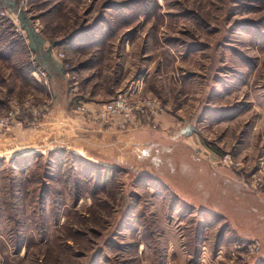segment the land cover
Wrapping results in <instances>:
<instances>
[{
  "label": "rangeland",
  "instance_id": "1",
  "mask_svg": "<svg viewBox=\"0 0 264 264\" xmlns=\"http://www.w3.org/2000/svg\"><path fill=\"white\" fill-rule=\"evenodd\" d=\"M28 21L77 115L127 131L137 125L105 124L96 112L120 97L155 98L170 126L190 128L187 142H168L175 153L264 195V0H0V49L11 47L14 74L16 61L34 73L22 72L23 96L0 107L18 110L17 129L46 120L56 91ZM153 174L66 149L4 151L0 264H264V227L245 223L252 237L237 236L222 214Z\"/></svg>",
  "mask_w": 264,
  "mask_h": 264
},
{
  "label": "crops",
  "instance_id": "2",
  "mask_svg": "<svg viewBox=\"0 0 264 264\" xmlns=\"http://www.w3.org/2000/svg\"><path fill=\"white\" fill-rule=\"evenodd\" d=\"M1 46L0 39V48ZM14 65L19 66L15 67V74L11 47L0 49V107L2 103L12 104L11 101L16 96H23L22 85L26 79H21L22 72L26 71V76L29 75L34 80L30 67L24 65L23 69V64L19 61ZM51 73L56 77L52 81L56 91L50 115L40 124H32L24 129L14 127L13 134H0V157L6 150L13 152V157L35 151L70 150L87 161L128 173L136 170L143 175L154 173L185 202L200 204L208 211L222 214L226 221L231 222L237 236L253 235L242 231V224L246 223L253 229L264 227V223L259 225V222H264V195L251 190L240 180L229 177L225 170L211 166L210 162L198 164L199 159L196 160L193 153L187 150L175 153L169 147L168 142L175 143L181 139H186L187 142L192 137L191 133H185L187 127L174 129L166 116L160 117L158 130H153L144 120L127 131L92 122L71 109L66 92L62 91L61 81L64 77L60 71L57 74ZM138 149L140 156L137 157L135 154ZM141 155H145L147 161ZM148 161L151 162L146 165Z\"/></svg>",
  "mask_w": 264,
  "mask_h": 264
},
{
  "label": "built area",
  "instance_id": "3",
  "mask_svg": "<svg viewBox=\"0 0 264 264\" xmlns=\"http://www.w3.org/2000/svg\"><path fill=\"white\" fill-rule=\"evenodd\" d=\"M18 106V105H17ZM27 108V107H26ZM78 110L84 114L93 115V113L84 108L79 107ZM35 111V110H34ZM33 114V109H31ZM163 109L160 101L155 98H138V99H127L120 97L112 103L103 105L102 108L96 112L99 120H102L105 124H113L116 126L130 127L137 125L142 120H147L150 127H157L158 118L162 114ZM18 110L15 109L9 114H3L0 112V130L10 132L16 124L22 125L21 121H16ZM34 114H37L34 112ZM158 117V118H157ZM153 122H157L153 126Z\"/></svg>",
  "mask_w": 264,
  "mask_h": 264
},
{
  "label": "water",
  "instance_id": "4",
  "mask_svg": "<svg viewBox=\"0 0 264 264\" xmlns=\"http://www.w3.org/2000/svg\"><path fill=\"white\" fill-rule=\"evenodd\" d=\"M26 30L28 31L29 34V43H30V47L32 49L33 54H35L36 56V61L40 64V65H44L47 70L51 73V72H58V70L60 71V74H63L62 69H60L61 67L57 66L54 62H53V56L51 53H47L45 52L43 46H44V41L41 39H38L37 35L35 34L34 30L31 28L30 26V22L28 21L27 24L25 25ZM55 69H57L55 71ZM191 133L190 128L188 127L185 131V133Z\"/></svg>",
  "mask_w": 264,
  "mask_h": 264
}]
</instances>
